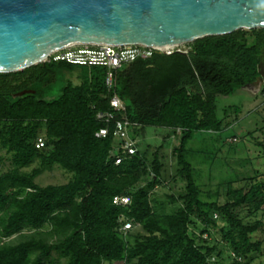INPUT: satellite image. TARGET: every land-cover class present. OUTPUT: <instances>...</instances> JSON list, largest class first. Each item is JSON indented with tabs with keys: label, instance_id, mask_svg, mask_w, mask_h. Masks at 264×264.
Wrapping results in <instances>:
<instances>
[{
	"label": "trees",
	"instance_id": "16d2710c",
	"mask_svg": "<svg viewBox=\"0 0 264 264\" xmlns=\"http://www.w3.org/2000/svg\"><path fill=\"white\" fill-rule=\"evenodd\" d=\"M263 63L258 28L195 40L187 54L136 59L117 71L114 89L106 66L53 57L0 73V149L12 164L0 174V264H252L264 254V169L246 186L222 183L225 200L208 201L186 155L196 132L232 125L218 116L217 96L262 82ZM24 90L35 92L16 95ZM114 94L126 106L133 155L112 124L107 137L96 135L107 125L97 113L110 110ZM147 127L178 138L175 174L163 143L152 155L140 150ZM55 166L72 174L67 183L36 182ZM178 177L184 189L159 199L156 189Z\"/></svg>",
	"mask_w": 264,
	"mask_h": 264
},
{
	"label": "water",
	"instance_id": "95a60500",
	"mask_svg": "<svg viewBox=\"0 0 264 264\" xmlns=\"http://www.w3.org/2000/svg\"><path fill=\"white\" fill-rule=\"evenodd\" d=\"M258 28L264 0H0V73L75 44L164 47Z\"/></svg>",
	"mask_w": 264,
	"mask_h": 264
},
{
	"label": "rangeland",
	"instance_id": "374dc122",
	"mask_svg": "<svg viewBox=\"0 0 264 264\" xmlns=\"http://www.w3.org/2000/svg\"><path fill=\"white\" fill-rule=\"evenodd\" d=\"M185 48H188V44ZM262 71L264 77V63ZM263 83L264 79L257 85L240 89L232 95H218L216 99L218 116L224 123L232 122V125L220 133L196 132L189 142L186 157L193 166V175L197 184L204 191L201 194L203 200L224 201L225 191L221 186L222 183L240 179L235 182V187H243L246 186V178L254 176L256 170L264 169V144L259 143L264 142ZM54 92L57 93L58 89ZM168 135L169 132L164 128L147 127L144 136L136 140L141 151L150 149L149 155H152L163 143V152L168 157L165 161H169L170 172L175 174L176 161L172 152L179 144V140L174 137L168 138ZM11 166L10 155L0 149V174L9 170ZM71 177V173L55 166L52 170H46L39 175L36 182L41 186L64 184ZM183 189L184 182L178 177L175 182L159 186L156 193L159 199L167 201V194L179 193ZM214 235L221 238L218 230H214ZM11 240L18 242L21 237L14 236ZM113 264H124V262ZM252 264H264V254L258 256Z\"/></svg>",
	"mask_w": 264,
	"mask_h": 264
},
{
	"label": "built area",
	"instance_id": "2783aa9c",
	"mask_svg": "<svg viewBox=\"0 0 264 264\" xmlns=\"http://www.w3.org/2000/svg\"><path fill=\"white\" fill-rule=\"evenodd\" d=\"M186 44L172 46L169 49L158 48L157 46H148L144 44H128V45H93V44H75L60 50L55 51L51 57L54 60L67 61L74 64L82 65H103L108 68L106 76V85L110 89H114L116 86L117 71L124 65L135 61L136 59H148L152 57L156 52H162L166 54H172L174 52L185 51L188 52V48H185ZM50 57V58H51ZM110 110L100 111L97 113V118L104 121L107 125L101 127L97 132L98 137H107L110 134L111 124L114 126V135L123 140L121 145L123 149L127 151V154L133 155L137 152L136 141H134L129 135L130 121L124 115L126 106L121 98L114 94L110 101ZM44 141L39 140L38 147L43 146ZM118 149L114 152L117 153ZM123 160V157L119 156L116 159V163L119 164ZM115 202L128 203L130 198L115 197ZM126 228H130L131 224H125Z\"/></svg>",
	"mask_w": 264,
	"mask_h": 264
},
{
	"label": "bare ground",
	"instance_id": "6f19581e",
	"mask_svg": "<svg viewBox=\"0 0 264 264\" xmlns=\"http://www.w3.org/2000/svg\"><path fill=\"white\" fill-rule=\"evenodd\" d=\"M172 46L174 47V46H176V45H171V46L169 45V46H164V47L157 46V47H158V48H163V49H164V48H165V49H169V48H171Z\"/></svg>",
	"mask_w": 264,
	"mask_h": 264
},
{
	"label": "flooded vegetation",
	"instance_id": "af4514ba",
	"mask_svg": "<svg viewBox=\"0 0 264 264\" xmlns=\"http://www.w3.org/2000/svg\"><path fill=\"white\" fill-rule=\"evenodd\" d=\"M255 85H257V84H255Z\"/></svg>",
	"mask_w": 264,
	"mask_h": 264
}]
</instances>
